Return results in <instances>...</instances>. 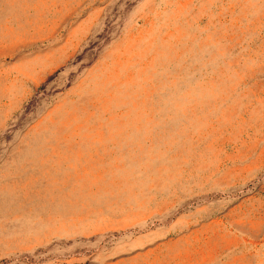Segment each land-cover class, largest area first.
Segmentation results:
<instances>
[{
    "label": "rangeland",
    "instance_id": "1",
    "mask_svg": "<svg viewBox=\"0 0 264 264\" xmlns=\"http://www.w3.org/2000/svg\"><path fill=\"white\" fill-rule=\"evenodd\" d=\"M0 264H264V0H0Z\"/></svg>",
    "mask_w": 264,
    "mask_h": 264
}]
</instances>
